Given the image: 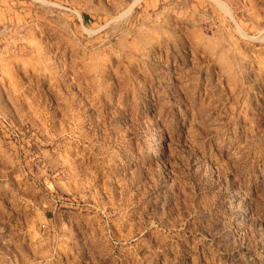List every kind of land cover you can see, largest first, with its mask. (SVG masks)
I'll use <instances>...</instances> for the list:
<instances>
[{"label":"rangeland","instance_id":"1","mask_svg":"<svg viewBox=\"0 0 264 264\" xmlns=\"http://www.w3.org/2000/svg\"><path fill=\"white\" fill-rule=\"evenodd\" d=\"M134 1L0 0V264H264V0Z\"/></svg>","mask_w":264,"mask_h":264},{"label":"bare ground","instance_id":"2","mask_svg":"<svg viewBox=\"0 0 264 264\" xmlns=\"http://www.w3.org/2000/svg\"><path fill=\"white\" fill-rule=\"evenodd\" d=\"M138 0H135L134 1V3L135 2H137ZM223 8H224V10H226V12L227 13H229L230 15H231V17H233L232 16V11H231V9L228 7L229 6V4L227 5V3L225 2V1H223V0H216ZM134 3L132 4V5H130L127 9H125L124 11H122L120 14H119V17H125V15H127L131 10H132V8H133V5H134ZM128 16V15H127ZM117 18V17H116ZM115 18V19H116ZM119 19V18H118ZM236 22V21H235ZM239 27V26H238ZM241 29V28H240ZM242 30V29H241ZM242 33V32H241ZM243 33L245 34V31H243ZM246 35V34H245ZM249 35V34H248ZM248 35H246V36H248ZM251 36V35H250Z\"/></svg>","mask_w":264,"mask_h":264}]
</instances>
